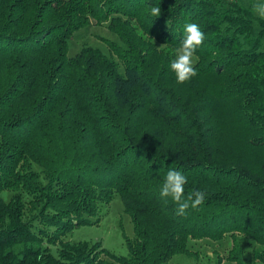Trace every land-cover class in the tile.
I'll return each mask as SVG.
<instances>
[{
	"label": "trees",
	"instance_id": "obj_1",
	"mask_svg": "<svg viewBox=\"0 0 264 264\" xmlns=\"http://www.w3.org/2000/svg\"><path fill=\"white\" fill-rule=\"evenodd\" d=\"M157 2L0 0V264H167L226 236L229 262L264 264V20L243 0H159L153 18ZM91 20L117 40L69 55ZM187 22L205 38L179 82ZM170 167L204 192L183 214L159 195ZM116 194L127 255L64 239Z\"/></svg>",
	"mask_w": 264,
	"mask_h": 264
},
{
	"label": "rangeland",
	"instance_id": "obj_2",
	"mask_svg": "<svg viewBox=\"0 0 264 264\" xmlns=\"http://www.w3.org/2000/svg\"><path fill=\"white\" fill-rule=\"evenodd\" d=\"M249 4L252 0H243ZM106 23L95 24L91 20L90 24L75 32L69 40V55H74L83 45H90L99 48L102 52L108 53L106 39L117 40L115 34L110 32ZM256 30L258 26L255 25ZM261 49L264 50V35L261 39ZM178 53V51H177ZM196 58L193 55V64ZM11 193H4L7 200ZM100 221L97 224L77 226L64 239L70 242L88 241L99 242L110 252L125 256L127 247L124 236L133 237V227L129 216L123 211L121 199L116 194L114 198L99 208ZM239 243L247 257L255 244L244 237L239 238ZM188 249L192 252H180L173 255L167 264H233L226 259L228 250L231 248V238L226 236L219 241L209 239L192 240L187 243ZM119 264V263H117Z\"/></svg>",
	"mask_w": 264,
	"mask_h": 264
},
{
	"label": "clouds",
	"instance_id": "obj_3",
	"mask_svg": "<svg viewBox=\"0 0 264 264\" xmlns=\"http://www.w3.org/2000/svg\"><path fill=\"white\" fill-rule=\"evenodd\" d=\"M251 10L254 19L264 20V0H252ZM160 13L159 0L152 5L148 11L151 17H156ZM205 35L201 26L197 22H187L183 26V38L179 46L178 53L169 62V70L179 82L189 80L196 72L193 67V55L197 47L204 40ZM186 175L177 168H167L159 188V195L162 198L171 197L177 202L178 210L181 214L184 210L196 207L204 199V192L194 191L191 195L185 196Z\"/></svg>",
	"mask_w": 264,
	"mask_h": 264
}]
</instances>
